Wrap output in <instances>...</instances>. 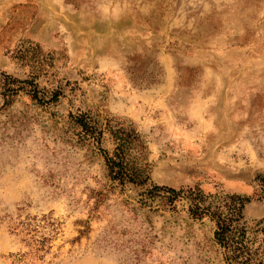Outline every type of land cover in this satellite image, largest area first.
Returning a JSON list of instances; mask_svg holds the SVG:
<instances>
[{"label":"rangeland","instance_id":"rangeland-1","mask_svg":"<svg viewBox=\"0 0 264 264\" xmlns=\"http://www.w3.org/2000/svg\"><path fill=\"white\" fill-rule=\"evenodd\" d=\"M80 111L131 123L146 185L248 196L263 245L264 0H0V264H223L206 217L108 180ZM42 214L37 251L18 222Z\"/></svg>","mask_w":264,"mask_h":264},{"label":"trees","instance_id":"trees-1","mask_svg":"<svg viewBox=\"0 0 264 264\" xmlns=\"http://www.w3.org/2000/svg\"><path fill=\"white\" fill-rule=\"evenodd\" d=\"M5 83L14 85L12 94L22 90L30 100L38 105H44L57 100L58 91L45 90L38 87L34 79L17 80L5 75ZM71 123L77 130L76 142L89 145L97 151L103 160L106 175L111 183L123 188L126 184L144 187L147 199L158 198L164 208L174 210L179 202L186 205V213L194 220L206 217L213 224L212 237L222 253L223 264H264L263 245L254 247L247 236V228L243 208L249 202V197L238 193H204L197 185L174 189L165 185L147 184L148 177L137 164L143 159L146 145L141 135L131 123L107 116H91L86 112L68 113ZM108 140L110 148L102 147V142ZM263 181V177L259 179ZM18 225L26 231L34 246V250L43 251L45 243L50 239L35 233L38 228L49 227L54 231V221L50 215L40 217L26 216Z\"/></svg>","mask_w":264,"mask_h":264}]
</instances>
